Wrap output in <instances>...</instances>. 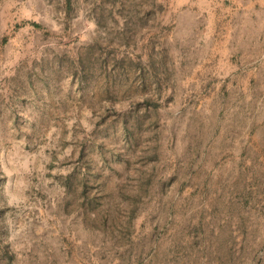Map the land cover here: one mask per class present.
<instances>
[{
  "label": "rangeland",
  "instance_id": "obj_1",
  "mask_svg": "<svg viewBox=\"0 0 264 264\" xmlns=\"http://www.w3.org/2000/svg\"><path fill=\"white\" fill-rule=\"evenodd\" d=\"M157 9L0 0V209L31 149L0 264H264V57L197 82Z\"/></svg>",
  "mask_w": 264,
  "mask_h": 264
},
{
  "label": "crops",
  "instance_id": "obj_2",
  "mask_svg": "<svg viewBox=\"0 0 264 264\" xmlns=\"http://www.w3.org/2000/svg\"><path fill=\"white\" fill-rule=\"evenodd\" d=\"M155 2L157 20L169 26L179 42L193 43V57L188 56L197 69L193 80L213 81L215 68L230 77L233 68H248L255 59L264 57V0ZM28 114L24 123L31 130V112ZM26 143L31 147L30 140ZM24 148L20 149L18 162L3 170L7 188L2 197L10 206L0 209L2 222H31V149ZM17 256L31 264L30 251H19Z\"/></svg>",
  "mask_w": 264,
  "mask_h": 264
}]
</instances>
